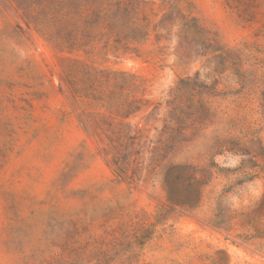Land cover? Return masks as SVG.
<instances>
[{
    "label": "rangeland",
    "instance_id": "rangeland-1",
    "mask_svg": "<svg viewBox=\"0 0 264 264\" xmlns=\"http://www.w3.org/2000/svg\"><path fill=\"white\" fill-rule=\"evenodd\" d=\"M132 1L155 30L119 48L103 37L88 56L27 27L18 7L34 0H0V264H121L126 236L160 212L125 264H264V0ZM68 58L136 74L142 111L121 125L74 100ZM97 115L120 139L84 129ZM158 156L167 167L152 171Z\"/></svg>",
    "mask_w": 264,
    "mask_h": 264
},
{
    "label": "trees",
    "instance_id": "trees-1",
    "mask_svg": "<svg viewBox=\"0 0 264 264\" xmlns=\"http://www.w3.org/2000/svg\"><path fill=\"white\" fill-rule=\"evenodd\" d=\"M113 0H34L31 6L18 7L22 13V19L29 29H33L58 53L93 54L94 44L101 42L103 37L113 41L115 48L126 46L129 43H140L149 37L151 20L143 6H133L132 0H119L113 4ZM127 48V47H126ZM61 83L67 88L74 100L85 99L97 103L108 113L124 120L140 113L145 106L138 93L141 92L143 81L136 74L102 69L95 66L94 62L88 63L81 59H66ZM82 121L86 131H94L93 136L101 137L96 131L102 130L107 139L112 141L113 134L120 139V131L116 125L106 123L97 116H86ZM108 127L102 128V124ZM135 140V138H133ZM124 147L125 157H130L128 144L121 143ZM117 150L118 147L114 146ZM158 156L152 171H161L167 166L161 163L164 158ZM126 162H119L114 158V166L122 172ZM195 170V168L187 166ZM196 173V172H195ZM165 186L173 184V180L162 177ZM188 187H193L197 182L196 175L184 179ZM167 198L173 206L192 210L196 204L189 198L175 196L169 190ZM162 211H164L162 209ZM161 212L157 215L155 223L134 227L133 233L126 236L131 247L124 254L125 264L127 260L138 258L140 248L151 241L155 235L156 227L162 225ZM226 264H228V259Z\"/></svg>",
    "mask_w": 264,
    "mask_h": 264
}]
</instances>
